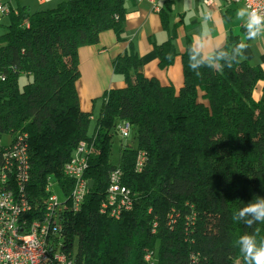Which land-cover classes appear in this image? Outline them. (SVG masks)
Segmentation results:
<instances>
[{"label": "trees", "instance_id": "16d2710c", "mask_svg": "<svg viewBox=\"0 0 264 264\" xmlns=\"http://www.w3.org/2000/svg\"><path fill=\"white\" fill-rule=\"evenodd\" d=\"M126 3L64 0L35 14L14 8L0 37V135L11 137L0 150V165L4 150L21 139L30 165L27 193L41 209L47 179H55L67 197L72 182L63 166L80 142L91 146L85 173L90 190L81 210L62 219L65 251L75 264H145L152 250L157 264H244L239 236L259 229L257 239L264 238V223L249 228L233 220L256 196L264 198V71L240 56L231 68H202L198 77L188 66V42L177 93L140 73L141 59L129 44L112 63L123 87L100 98L89 136L91 114L80 109L76 91L78 50L96 46L108 31L125 42ZM167 11L160 13L167 40L150 42L161 70L179 55ZM240 41L229 37L225 47ZM21 76L30 79L23 89ZM120 122L130 125L136 146H124L113 165L112 136ZM137 152L146 156L140 173L134 170ZM115 168L134 201L118 220L99 213Z\"/></svg>", "mask_w": 264, "mask_h": 264}, {"label": "built area", "instance_id": "2783aa9c", "mask_svg": "<svg viewBox=\"0 0 264 264\" xmlns=\"http://www.w3.org/2000/svg\"><path fill=\"white\" fill-rule=\"evenodd\" d=\"M39 6L51 0H35ZM142 1V0H137ZM206 6H211V0H203ZM231 4L264 11V0H227ZM153 10L159 12L157 6ZM17 14L9 3H0V17ZM26 28L28 24H24ZM0 75V81H3ZM115 132L127 139L131 127L127 122L116 125ZM20 139L15 145L5 149L0 165V264H75L68 256L64 246V229L62 219L68 213L76 214L81 210L90 182L85 179L88 169V159L92 152L87 142H80L71 160L63 166V176L72 182V188L67 197L57 181L47 179L45 194L47 197L39 209L27 193L29 182V158ZM146 156L136 153L134 170L142 172ZM58 191L60 197L55 193ZM134 207L130 191L122 184V172L113 169L108 176V187L104 201L99 207V213L110 219L118 220ZM7 211L15 212V223L7 222ZM172 222V218L170 219ZM171 222L168 223L171 226ZM156 225L151 233L156 231ZM44 239H51V246H44ZM44 248L52 249V257H44ZM195 259L196 258H192ZM143 260L145 264H157L156 252H147ZM193 260V263L196 261Z\"/></svg>", "mask_w": 264, "mask_h": 264}, {"label": "crops", "instance_id": "0c3cea01", "mask_svg": "<svg viewBox=\"0 0 264 264\" xmlns=\"http://www.w3.org/2000/svg\"><path fill=\"white\" fill-rule=\"evenodd\" d=\"M211 1L212 5L206 6L203 0H127L124 23L126 41L118 43L114 33L108 31L100 35L96 46L78 50L80 77L76 82V91L80 109L92 114L94 100L110 89L123 87L121 79L112 81V63L125 52L129 44L141 59L140 73L146 78L156 79L163 87L172 86L178 93L183 86L181 54L185 52L188 42L190 46L199 44L201 40L209 47L226 46L229 37L241 40L244 36L245 30L235 15L241 6L227 0ZM154 5L159 12L153 10ZM45 6L47 4L39 7ZM168 7L169 26L175 28L174 43L179 55L171 67L161 70L150 42L161 44L167 40L168 32L163 29L160 13ZM248 43L249 48L241 58L264 71V46L256 43L252 47L253 41ZM84 84L86 92L81 97L80 91ZM261 89L262 83H258L253 94L255 101L260 99Z\"/></svg>", "mask_w": 264, "mask_h": 264}, {"label": "clouds", "instance_id": "9594fccd", "mask_svg": "<svg viewBox=\"0 0 264 264\" xmlns=\"http://www.w3.org/2000/svg\"><path fill=\"white\" fill-rule=\"evenodd\" d=\"M236 19L242 23L244 36L232 46L209 47L203 40L188 49V66L198 77L201 69L208 68L222 71L231 68L233 63L249 48L248 41L264 38V11L241 7L236 10ZM234 221H242L251 228L257 223H264V198L256 196L233 215ZM259 229L253 234H243L236 241L244 264H264V238L257 239Z\"/></svg>", "mask_w": 264, "mask_h": 264}, {"label": "rangeland", "instance_id": "374dc122", "mask_svg": "<svg viewBox=\"0 0 264 264\" xmlns=\"http://www.w3.org/2000/svg\"><path fill=\"white\" fill-rule=\"evenodd\" d=\"M61 1L64 0H52L47 3V6L45 7H39L38 4L36 3L35 0H0V3H9V5L14 9L16 7H25L28 8L30 14H35L36 12L39 11H44V10H52L54 9ZM9 24V17H0V37L2 34L6 31V27ZM259 43L260 45L264 46V38H258L257 40L253 41L252 47L256 44ZM119 80V78L115 77L112 75V81L115 82ZM30 79H27L25 76H21L18 80V85L20 89H23V87L29 83ZM85 85L84 84L81 87L80 95L83 97V94L86 92L85 91ZM82 99V98H81ZM94 108L91 114V122H90V127L88 131V135L91 136L94 133L95 125H96V120L99 115L100 109H101V100L100 98L94 100L93 102ZM11 143V137L9 135H0V150L8 147ZM124 146H130L132 148H135L136 144L133 142L132 137L129 136L127 139H122L117 133H114L112 136V147H111V163L113 165H117L119 160H120V151ZM55 193L60 197L58 191L55 189Z\"/></svg>", "mask_w": 264, "mask_h": 264}, {"label": "bare ground", "instance_id": "6f19581e", "mask_svg": "<svg viewBox=\"0 0 264 264\" xmlns=\"http://www.w3.org/2000/svg\"><path fill=\"white\" fill-rule=\"evenodd\" d=\"M7 222L15 223V212L7 211ZM44 246H51V239H44ZM44 257H52V249L44 248Z\"/></svg>", "mask_w": 264, "mask_h": 264}]
</instances>
